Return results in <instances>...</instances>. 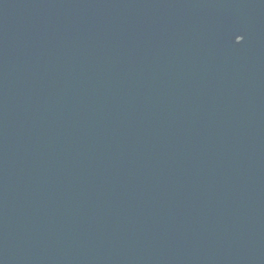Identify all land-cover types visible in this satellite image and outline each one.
<instances>
[{"label": "water", "instance_id": "95a60500", "mask_svg": "<svg viewBox=\"0 0 264 264\" xmlns=\"http://www.w3.org/2000/svg\"><path fill=\"white\" fill-rule=\"evenodd\" d=\"M0 264H264V0H0Z\"/></svg>", "mask_w": 264, "mask_h": 264}]
</instances>
